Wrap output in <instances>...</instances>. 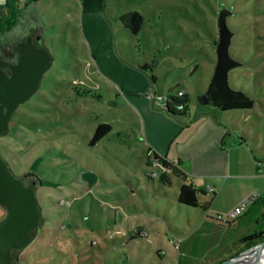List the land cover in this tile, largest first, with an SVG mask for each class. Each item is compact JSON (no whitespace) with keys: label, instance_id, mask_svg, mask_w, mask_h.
<instances>
[{"label":"rangeland","instance_id":"obj_1","mask_svg":"<svg viewBox=\"0 0 264 264\" xmlns=\"http://www.w3.org/2000/svg\"><path fill=\"white\" fill-rule=\"evenodd\" d=\"M220 4L235 12L227 19L235 32L230 52L242 59L230 70L229 84L255 100L252 110L227 114L241 129L235 134L250 136L264 163V0H31L4 44L14 46L34 32L54 61L0 137V154L14 176L35 190L45 221L37 238L35 231L26 248L13 251V264H21L20 255L29 264H177L175 240L181 246L186 236L198 241L196 250L183 255L187 264H204L217 253L228 229L211 231L208 224H196L199 213L188 215L170 204L179 194L177 179L161 181L163 168L147 150L144 129L165 106L148 88L161 95L177 86L189 92L193 110L214 108L203 97L218 60ZM129 11L144 16L137 35L120 20ZM5 14L3 0L0 16ZM102 122L112 131L92 145ZM147 204L162 216L151 215L149 237L128 242L115 234L130 230V205L146 210ZM0 215L5 220L1 205ZM259 219L255 231L264 230ZM170 227L188 232L178 236ZM208 238L211 245L204 246ZM244 247L232 245L227 255Z\"/></svg>","mask_w":264,"mask_h":264},{"label":"crops","instance_id":"obj_2","mask_svg":"<svg viewBox=\"0 0 264 264\" xmlns=\"http://www.w3.org/2000/svg\"><path fill=\"white\" fill-rule=\"evenodd\" d=\"M2 1H0L1 6ZM4 2L7 4V0ZM30 3L31 0H22L21 7L24 8ZM6 17L7 6L6 14L2 18ZM182 91L189 94L185 89ZM149 94L154 95L157 99L160 96L167 98V94L164 92L161 95L158 94L154 87L148 88ZM163 102L166 104V100ZM164 108L165 106L162 111L160 109L158 112L154 110L156 115H150L151 118L147 122L148 128L145 124L144 134L148 141L147 150L159 154L171 164L178 165L185 178L176 175L170 169L163 168L164 179L161 178V181L166 179L168 183L174 184L170 176H175L179 186L178 191H180L181 183L192 184L198 190L199 200L206 209L181 205L178 200L179 194L175 202L170 199L171 205L177 206L179 211L186 210L188 215H191L192 212H195L194 214L199 213L196 224H208L211 231L219 227L228 229L226 239L216 248L219 249L217 253L212 254L211 260L204 263L219 264V261H225L232 257L227 255L230 246L243 244L242 239L250 232L253 225L247 224L245 221L220 222L215 219V216L218 213L231 210L252 192H257L259 196L264 194V163L252 147V138L243 131L240 135L235 134L241 130L240 127L235 126L233 118H230L229 114L220 108L214 106V108H202L195 111L189 106V111L179 116L169 115L164 111ZM134 112L138 113V110L135 108ZM243 136L248 138L243 140ZM154 162H156L155 158ZM147 175L150 180L154 179L149 174ZM209 186L213 187V192L209 190ZM231 192H234L235 196L229 199ZM130 209L132 211L127 212L126 218L129 228H133V230L145 228L150 236L153 230L146 225L153 222L151 215L156 213L155 216L159 218L162 216L158 212L152 211L148 204L146 210L131 205ZM140 219H145V223ZM135 221L136 227L133 224ZM169 229L178 236L188 232L183 227H170ZM115 234L123 235L125 238L127 236L123 230H117ZM162 237L163 235L159 236V238ZM184 238L186 239H182L179 247L180 259L177 264H187L183 255L198 248L196 247L198 241H195V238L187 236ZM202 242L204 246L211 245L209 238ZM157 251L164 252L163 256L165 257L166 253L163 246H158ZM224 255L227 257L223 258ZM19 258L24 261L21 255Z\"/></svg>","mask_w":264,"mask_h":264},{"label":"water","instance_id":"obj_3","mask_svg":"<svg viewBox=\"0 0 264 264\" xmlns=\"http://www.w3.org/2000/svg\"><path fill=\"white\" fill-rule=\"evenodd\" d=\"M234 15L231 7L218 8V60L203 97L207 104L217 108L232 101L250 99L243 92L233 89L228 79L230 70L242 65L230 52L235 32L229 28L227 19ZM16 51L19 53L17 62L0 64V137L9 132L11 119L18 107L40 89L44 75L54 61L44 46L43 37L35 33H30ZM6 67L10 69V74L5 71ZM0 205L7 211L0 225V264H13V251L24 249L32 242V232L40 225L41 211L35 190L14 176L1 154ZM263 251L264 241H261L220 264L244 263Z\"/></svg>","mask_w":264,"mask_h":264},{"label":"trees","instance_id":"obj_4","mask_svg":"<svg viewBox=\"0 0 264 264\" xmlns=\"http://www.w3.org/2000/svg\"><path fill=\"white\" fill-rule=\"evenodd\" d=\"M21 3H22V0H7V4H6L7 17L6 18L0 17V44L2 43V38L6 39L7 35L13 32L16 29V27L19 26V22H21V20L23 19L25 11L27 9L26 7L28 6L26 7L24 6L23 8L21 7ZM219 7H223V4H220ZM120 20L125 30H127L132 35H137L142 29V26L144 24V16L138 11H129L124 14H121ZM239 28L242 30L241 27ZM216 43H215V46H216ZM234 58L240 63H242V59H240V57H237L235 55ZM144 69L146 70L147 67H144ZM156 80L157 78L153 76L152 81L156 82ZM180 91L182 90H180L179 88H175L172 91H169V93L167 94L168 100L166 102L164 109L171 116L183 115V114H186L187 111H189L191 97L185 91H183L184 93L182 96H178V93ZM247 96L250 97L249 100L232 101V102L227 103L225 106L221 107L220 109L223 110L224 112H230L234 110H238V111L252 110L255 106V100L251 96L249 95ZM180 104L184 105L183 111H180L177 109V105H180ZM111 131H112V126L110 124L100 123L92 138L91 144L94 145L98 143L99 141L104 139L106 136H108L111 133ZM244 138L245 136H243L242 139L244 140ZM153 154H154L155 160H157L161 164L162 168L170 169L176 175L184 178V174L182 170L178 167V165L171 164L167 159H165L164 157L160 156L159 154L155 152H153ZM27 177H30V174H26L24 176V178H27ZM178 200L181 205H184L186 207H191V208L200 207V208L206 209V207H204V205L199 200L198 190L192 184H187V183L180 184ZM39 208H40V211H42L41 207ZM260 217L264 218V194L257 198V200L251 205L249 210H247L241 217L235 220V221H245V223L253 225L252 228L250 229V232L247 235H245L244 238L242 239V243L245 245V247L241 251L261 241H264V230H260V231L254 230L256 229V227L258 228L256 224L259 223ZM2 221H3V217L0 215V225L3 223ZM44 221L45 220L42 217L39 227L35 230L37 231L35 238H37L39 230L42 229ZM235 221H231V223ZM225 223H230V222H225ZM35 231L32 232V235ZM126 234H127L126 238L128 242L131 240H135L136 238L138 239V238H143L146 236L149 237L148 231L144 228H137L135 230L130 229L129 231L127 230ZM157 255L158 257H164L163 256L164 252L157 251ZM17 261H19L21 264H29L25 261H21L19 258Z\"/></svg>","mask_w":264,"mask_h":264},{"label":"built area","instance_id":"obj_5","mask_svg":"<svg viewBox=\"0 0 264 264\" xmlns=\"http://www.w3.org/2000/svg\"><path fill=\"white\" fill-rule=\"evenodd\" d=\"M183 93H184L183 91H180L178 93V96H182ZM158 99L160 101L166 100V102H167L168 97L165 99L164 97L160 96V97H158ZM177 109L180 111H183L184 105L183 104L177 105ZM149 153H150V156L154 155L153 151H150ZM155 161H156V163H158L161 166V164L157 160H155ZM209 190L212 192L214 191L213 187H210V186H209ZM258 197H259V195L257 192H252L250 195L245 197L238 205H236L231 210L224 212V213L216 214V216H215L216 220H218L220 222L235 221L236 219L241 217L247 210H249L251 205L257 200ZM179 247H180V240H175V248L179 249Z\"/></svg>","mask_w":264,"mask_h":264},{"label":"flooded vegetation","instance_id":"obj_6","mask_svg":"<svg viewBox=\"0 0 264 264\" xmlns=\"http://www.w3.org/2000/svg\"><path fill=\"white\" fill-rule=\"evenodd\" d=\"M26 37H23L22 40L20 41H15L14 46L7 45L6 43L4 44L5 39L2 38V43L0 44V64H8V63L17 62L19 53L16 51V48L19 44L25 41ZM5 71L10 74L9 68L6 67Z\"/></svg>","mask_w":264,"mask_h":264},{"label":"bare ground","instance_id":"obj_7","mask_svg":"<svg viewBox=\"0 0 264 264\" xmlns=\"http://www.w3.org/2000/svg\"><path fill=\"white\" fill-rule=\"evenodd\" d=\"M240 264H264V251L258 257H254L253 259Z\"/></svg>","mask_w":264,"mask_h":264}]
</instances>
